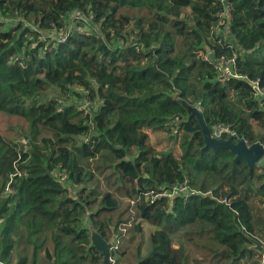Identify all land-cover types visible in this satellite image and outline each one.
Returning a JSON list of instances; mask_svg holds the SVG:
<instances>
[{
  "label": "trees",
  "instance_id": "trees-1",
  "mask_svg": "<svg viewBox=\"0 0 264 264\" xmlns=\"http://www.w3.org/2000/svg\"><path fill=\"white\" fill-rule=\"evenodd\" d=\"M224 1L232 19L210 36L218 0H0V115L16 120V137L0 131V262L102 264L87 218L115 241L114 264H264V157L249 167L205 146L183 104L264 146V104L214 68L235 54L237 72L264 87V0ZM75 12L95 31L45 46L31 30H60ZM183 46L200 60L196 100ZM178 182L197 193L153 198ZM143 224L140 255L126 241Z\"/></svg>",
  "mask_w": 264,
  "mask_h": 264
},
{
  "label": "built area",
  "instance_id": "built-area-1",
  "mask_svg": "<svg viewBox=\"0 0 264 264\" xmlns=\"http://www.w3.org/2000/svg\"><path fill=\"white\" fill-rule=\"evenodd\" d=\"M222 4V8L217 10L216 20L213 25L210 27V36H215V34L223 31L227 28L228 22L232 19V7L230 4L225 3L224 0H218ZM98 27L96 24H92L87 16L81 12H75L73 15L69 16L68 19H64L62 22V28L57 30L52 28L47 34L48 38L43 37L42 33L36 28L31 26V30L38 33V38L40 41L45 43L46 41H56V42H65L69 38H74V33L77 34H89L92 30L95 31V28ZM46 34V33H45ZM45 38V39H44ZM216 44H223L221 39L215 41ZM230 47V45H227ZM234 54V53H233ZM204 61H209L208 55H202ZM214 68L218 73V76L222 79L225 78H236L245 80L250 89L251 96L254 99L260 101V104H264V87L260 85V79L258 77L250 79L246 75L239 74L237 72L236 66V55H220L215 60ZM210 136L215 139H225L228 135L235 136V133L231 129L230 124L226 123H215L209 128ZM176 192L183 193L184 197L187 198L190 193H197V191L191 190L186 184L183 183H174L168 189H164L153 195L154 197L165 196L171 198ZM211 191H208L210 194ZM222 202L227 203V200L223 199ZM112 264L114 260L110 257ZM0 264H3L0 262Z\"/></svg>",
  "mask_w": 264,
  "mask_h": 264
},
{
  "label": "water",
  "instance_id": "water-1",
  "mask_svg": "<svg viewBox=\"0 0 264 264\" xmlns=\"http://www.w3.org/2000/svg\"><path fill=\"white\" fill-rule=\"evenodd\" d=\"M183 104L190 113L189 117H195L198 120L205 146L212 149H226L234 154L235 157L242 158L249 167L257 164L264 157V146L259 142L248 145L244 139L235 141V136L233 135H228L225 139L212 138L208 127L204 123L202 113L199 110V105L196 104L191 106L186 103ZM88 230L90 232L91 245L102 255V264H112L110 260V250L113 248L115 241L113 239L106 241L98 234V232H96V230L93 229L92 226L88 227ZM250 240L253 243L252 248L261 253L263 246L258 241Z\"/></svg>",
  "mask_w": 264,
  "mask_h": 264
},
{
  "label": "rangeland",
  "instance_id": "rangeland-1",
  "mask_svg": "<svg viewBox=\"0 0 264 264\" xmlns=\"http://www.w3.org/2000/svg\"><path fill=\"white\" fill-rule=\"evenodd\" d=\"M186 13H187V11H186ZM181 18L182 17H185V14L183 13V12H181L180 13V15H179ZM133 26H135V24L132 22L131 23ZM42 33V35H43V37H46V38H48V34H45V32L44 31H42L41 32ZM74 37H76V33H74ZM45 39V38H44ZM240 38H238V40H239ZM193 41V39H189V41L188 42H192ZM51 42H50V39H49V41H46L45 43H44V45L45 46H48L49 44H50ZM51 45V44H50ZM192 47L191 46H183L182 47V51H181V53L183 54V56L185 57V59L186 60H189V61H191L192 63H193V69H192V72H191V75L194 77V81L193 82H189L188 84V86H189V88L191 89V90H193L194 91V97H193V99L194 100H196L197 98H198V93H199V82H197V78H198V75H197V73H199V71L201 70V69H199L198 70V68H199V65H200V60H199V58L197 57V55H194L193 53H192ZM198 70V71H197ZM51 92L50 91H48V94H50ZM228 101L233 105V106H235V107H239V108H241V109H244V110H246V104H245V101L244 100H242V98L241 97H237V96H235V95H231L229 98H228ZM15 119L14 118H7L5 115H0V131L1 132H4V133H6V134H10L11 136H15L16 137V132H14V131H9V125L10 124H14L15 123ZM24 125V124H23ZM22 142H24L23 141V139L21 140ZM150 141L153 143V144H155V146H156V148L157 149H163L165 146L163 145V142L161 143V145H159L160 143H157V141L155 140V138L151 135L150 136ZM166 148V147H165ZM262 160V159H261ZM260 160V161H261ZM260 161L258 162V164L260 163ZM260 167H262V166H260ZM84 224L86 225V227H90L91 225H90V222H89V220L86 218L85 220H84ZM151 231H152V227L151 226H148V225H144L143 224V231L140 233V234H137V236H136V238L134 239V241H129L128 239H127V241H126V244L128 245L127 246V249H129V248H135V247H137V245H139L140 246V249H141V253H140V255H144L147 251H148V249H149V234L151 233ZM127 249H126V251H127ZM189 251H190V256H191V258L192 259H198V257L193 253V251H192V249L191 248H189ZM129 261V260H128ZM126 263V262H125Z\"/></svg>",
  "mask_w": 264,
  "mask_h": 264
},
{
  "label": "clouds",
  "instance_id": "clouds-1",
  "mask_svg": "<svg viewBox=\"0 0 264 264\" xmlns=\"http://www.w3.org/2000/svg\"><path fill=\"white\" fill-rule=\"evenodd\" d=\"M199 105V104H198ZM199 110L201 111V108H200V106H199ZM209 129V128H208ZM115 244V243H114Z\"/></svg>",
  "mask_w": 264,
  "mask_h": 264
}]
</instances>
